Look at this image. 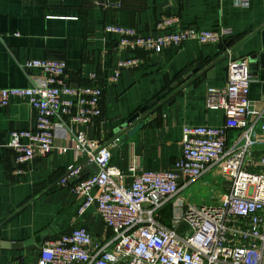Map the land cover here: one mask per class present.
<instances>
[{"label":"crops","instance_id":"crops-1","mask_svg":"<svg viewBox=\"0 0 264 264\" xmlns=\"http://www.w3.org/2000/svg\"><path fill=\"white\" fill-rule=\"evenodd\" d=\"M114 3V2H112ZM104 0H0V89L27 88L42 78L39 69L25 72L27 60L59 59L66 64L67 80L86 86L94 75L103 88L101 117L80 128L87 138L115 150L109 165L132 182L131 167L139 172H167L181 154L182 127L220 126V110H207L205 92L223 87L227 66L262 50L264 0H122V7ZM175 16L180 27L230 31L221 44L184 42L159 54L116 52L117 37L104 32L108 25L134 28L142 36H156L155 24ZM140 57L143 64L122 72L115 85L107 78L119 60ZM197 70L170 97L158 101L148 113L125 130L126 122L179 79ZM249 100L264 110V81L252 79ZM169 102H173L166 107ZM165 108V110H163ZM35 126V111L14 98L0 107V264H35L40 246L60 234L84 227L94 238L105 232L93 205L77 215L80 201L60 180L74 164L75 153L65 132L58 131L47 155L36 152L24 165L6 145L13 130ZM122 128V129H120ZM125 130V132H124ZM124 132V133H123ZM130 134L127 141L119 137ZM233 131H228L231 138ZM116 148V149H115ZM264 153L258 147L253 155ZM213 169L185 194L194 206L207 204L217 192H228ZM219 182V183H218ZM203 183V186L202 184Z\"/></svg>","mask_w":264,"mask_h":264},{"label":"built area","instance_id":"built-area-1","mask_svg":"<svg viewBox=\"0 0 264 264\" xmlns=\"http://www.w3.org/2000/svg\"><path fill=\"white\" fill-rule=\"evenodd\" d=\"M104 1L106 6L114 2L116 8L122 7V0ZM104 32L117 37L118 54L145 56L187 41L218 45L230 35L223 28L180 27L175 16L156 22L154 37L119 25L105 26ZM142 64L136 56L119 60L107 84L115 85L123 71ZM22 68L25 72L39 69L42 78L27 88H1L0 107L14 98L27 102L35 111V126L9 132L6 147L16 163L24 165L36 152L49 154L56 133L65 132L70 147L59 153L70 148L75 162L60 184L65 186L83 168L95 164L97 173L68 186L80 201L77 215L94 205L105 228L100 238L80 227L47 240L35 264H264V153L253 155L256 148L264 147V110L257 111L249 100L251 77L246 63L230 62L225 85L206 89V109L222 111L224 123L184 125L181 154L173 168L136 173L131 167L129 185L109 165V148L80 130L101 117L103 88L96 77L89 76V85H72L66 64L59 59L27 60ZM213 169L230 185L229 191L214 190L207 204H190L186 192ZM166 213L167 224L161 221Z\"/></svg>","mask_w":264,"mask_h":264},{"label":"water","instance_id":"water-1","mask_svg":"<svg viewBox=\"0 0 264 264\" xmlns=\"http://www.w3.org/2000/svg\"><path fill=\"white\" fill-rule=\"evenodd\" d=\"M262 37V50L258 53H255L253 55H250L246 58H243L241 62L246 63L248 65V70L250 72V80L259 78V80L264 81V28L260 32ZM197 70H193L190 73L186 74L183 78L179 79L175 84H173L170 89L165 90L162 92L159 96H157L155 99L150 101L146 106H143L140 108V110L134 114L130 120H128L125 124L127 126L125 128L128 129L133 123H136L139 120V117L142 115L144 116L148 111L154 107V105L161 101L162 99H165L166 97H170V90H177L178 86L183 85L185 81H187L192 74H194ZM173 102H169L166 107L170 106ZM165 110V108L163 109ZM131 124V125H130ZM122 129V128H120ZM124 130V132H125ZM123 132V133H124ZM130 137V134H124L121 137H119V143H123L128 140ZM116 149V148H115ZM115 150H111L110 154H112ZM98 172V168L95 166V164H90L88 167H85L81 170V172L74 178H70L67 182H65V186L73 185L80 180H82L87 175Z\"/></svg>","mask_w":264,"mask_h":264},{"label":"trees","instance_id":"trees-1","mask_svg":"<svg viewBox=\"0 0 264 264\" xmlns=\"http://www.w3.org/2000/svg\"><path fill=\"white\" fill-rule=\"evenodd\" d=\"M167 216V217H166ZM163 223L167 224L169 221L167 213L165 214L164 218L161 220Z\"/></svg>","mask_w":264,"mask_h":264},{"label":"rangeland","instance_id":"rangeland-1","mask_svg":"<svg viewBox=\"0 0 264 264\" xmlns=\"http://www.w3.org/2000/svg\"><path fill=\"white\" fill-rule=\"evenodd\" d=\"M220 182H224V180L222 178H218ZM219 183V182H218ZM225 183V182H224ZM190 190V189H189Z\"/></svg>","mask_w":264,"mask_h":264}]
</instances>
